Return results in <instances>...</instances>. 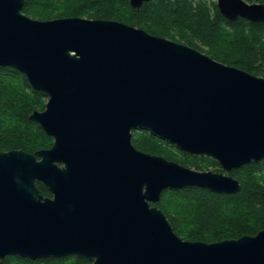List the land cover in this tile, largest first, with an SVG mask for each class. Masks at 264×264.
Masks as SVG:
<instances>
[{"label": "water", "instance_id": "1", "mask_svg": "<svg viewBox=\"0 0 264 264\" xmlns=\"http://www.w3.org/2000/svg\"><path fill=\"white\" fill-rule=\"evenodd\" d=\"M149 0H130L140 11ZM0 0V67L48 97L30 120L54 140L0 152V264L77 256L91 264H264V230L186 241L157 207L166 189L237 194L230 175L138 150L143 128L226 172L264 160V78L112 20L32 19ZM227 20L264 23V5L217 0ZM1 136V132H0ZM50 193L43 196L36 183Z\"/></svg>", "mask_w": 264, "mask_h": 264}, {"label": "trees", "instance_id": "2", "mask_svg": "<svg viewBox=\"0 0 264 264\" xmlns=\"http://www.w3.org/2000/svg\"><path fill=\"white\" fill-rule=\"evenodd\" d=\"M244 1L264 5V0ZM23 13L40 21H117L197 50L198 44L206 46L209 49L203 53L213 60L264 78V23L227 20L215 2L208 6L196 0H149L137 11L130 0H25ZM46 98L43 92L31 88L25 75L0 67V152L23 150L35 154L52 147L54 140L29 118L34 111L45 110ZM132 133L134 146L142 152L198 171H224L215 159L185 153L149 130L139 128ZM226 173L240 182L239 193L218 194L200 187L166 189L153 206L186 241L216 243L255 236L264 230V160ZM36 185L43 196H51L43 183ZM4 264L91 263L74 255L38 260L11 255Z\"/></svg>", "mask_w": 264, "mask_h": 264}, {"label": "rangeland", "instance_id": "3", "mask_svg": "<svg viewBox=\"0 0 264 264\" xmlns=\"http://www.w3.org/2000/svg\"><path fill=\"white\" fill-rule=\"evenodd\" d=\"M198 1H200V2H202V3H205V4H207L208 6H212V4H213L214 2L217 4V0H196V3H198ZM197 47L199 48L198 51L201 52V53H203V52H207L208 49H209L208 47L203 46V45H200V44H198ZM196 50H197V49H196ZM203 54H205V53H203ZM205 55H206V54H205ZM45 102H46V104H47V102H48V98L45 99ZM37 111H38V110H37ZM43 111H44V110H43ZM191 169H194V168H191ZM194 170H196V169H194ZM205 171H214V172H215V169H214V168H209V170L207 169V170H205ZM220 173H221V172H220ZM222 173L228 175V174L226 173V171H225V172L223 171Z\"/></svg>", "mask_w": 264, "mask_h": 264}]
</instances>
